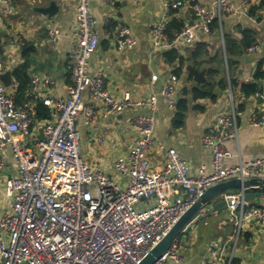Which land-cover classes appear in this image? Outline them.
Instances as JSON below:
<instances>
[{"label":"built area","instance_id":"1","mask_svg":"<svg viewBox=\"0 0 264 264\" xmlns=\"http://www.w3.org/2000/svg\"><path fill=\"white\" fill-rule=\"evenodd\" d=\"M93 1L77 0V39L69 47L74 65L73 82L65 100H42L54 118L44 124V140L38 141L36 152L27 149L20 138L30 134L36 106L18 105L0 83V170L5 165L2 154L5 148L10 149L17 167V176L6 179L4 185L5 196L12 206L0 219V264H139L208 188L264 175V158L250 163L239 160L230 168L221 165L222 159L230 157L224 142L238 137L237 112L230 92L231 115L217 116L201 138V144L212 153L210 173L203 167L193 173L189 162L173 148L166 151L162 164H151L149 155L155 129L152 114H136L131 118L136 139L113 165L120 181L83 160L77 122L91 126L97 114L84 101L86 94L92 101L101 103L105 116L136 109L154 112L157 107L155 98L136 99L130 92L114 97L104 88L100 75L89 76L88 64L100 42L91 10ZM253 1L241 0L238 8L231 0H215L210 7L193 4L196 21L183 25L175 35L169 36L164 24H154L153 49L163 52L192 46L196 31L210 35L214 20L221 24L227 15L247 13ZM182 6V1H175L166 3L164 9L177 10ZM11 9L12 0H0V18ZM56 36L55 30L50 31V42H55ZM115 44L119 50L135 45L128 27L118 28ZM257 49L252 45L249 52ZM3 64L0 61V70ZM158 79L157 75L151 76L152 83ZM41 82L52 84L49 79L37 78L32 84ZM177 85L178 77L172 74L160 90V98L171 107L177 103ZM254 96L260 103V115L252 124L264 127V95L257 92ZM220 197L226 203L229 218L233 219L231 252L227 256L224 247L214 249L211 258L202 264H233L244 226L254 222L264 228V206L248 207L243 194L238 192ZM209 212L211 209H203L196 218ZM188 226L154 264H183L182 234Z\"/></svg>","mask_w":264,"mask_h":264},{"label":"crops","instance_id":"2","mask_svg":"<svg viewBox=\"0 0 264 264\" xmlns=\"http://www.w3.org/2000/svg\"><path fill=\"white\" fill-rule=\"evenodd\" d=\"M175 1H182L183 6L177 10L165 11L164 5ZM214 1L115 0L112 4L95 0L91 2L92 15L97 23L95 30L99 34L100 42L88 64L89 76L100 75L104 88L114 97L119 98L124 92H130L136 99L155 98L157 107L154 112L136 109L105 116L101 103L92 101L86 94L84 101L97 113L91 126L85 125L83 121L77 122L81 155L88 165L99 167L105 174L120 181L113 165L118 157L127 153L136 139V131L130 124L131 118L136 114H152L155 129L154 145L149 155L151 164H162L166 159V151L173 148L189 162L193 173L202 167L210 173L212 153L201 144V138L214 124L217 116L231 115L229 92L237 112L238 137L237 140L229 139L224 142V149L230 157L221 160L222 167H233L239 160L250 163L264 158V127L252 124L260 115V103L254 95L246 97L241 90L243 84L254 82L259 93L264 95V77L254 81L258 69L264 74V0H254L249 9H246L247 13L225 16L216 30L212 29V22L210 35L196 31L192 46L183 45L171 49L182 60L177 58L168 63L164 57L166 51L153 49L154 24H164L166 33L173 36L178 32V26L180 29L183 25L196 21L193 4L210 7ZM240 1L231 0L235 8L239 7ZM52 3L56 7L54 15H43L39 12V9L48 8ZM76 5L77 0H12V9L0 18V61L4 63L0 75L10 72L12 84L6 88L18 105L31 103L36 106L47 98L65 100L68 97L74 66L69 47L77 39ZM121 26L129 28L135 39L133 47L124 50L117 48L116 32ZM245 29H252L256 33L255 43L251 46L256 45L258 49L254 53L249 52V46L242 56L233 57L234 63L229 69L223 35L228 34L240 42L241 31ZM52 30L57 32L55 42L49 40V32ZM24 46L32 48L27 56V75L31 84L21 98V94L17 92L13 71L25 62ZM198 46L204 47L206 55L194 61L192 54ZM190 70L201 74V80H196ZM209 70L217 73L211 75ZM172 74L178 77L177 103L174 107L160 98L161 87ZM152 75L159 78L155 83L151 82ZM36 78L40 81L49 79L52 84L44 85L41 82L34 86L32 81ZM221 80L223 82L217 84ZM209 81L216 83L215 97L193 98L192 91L201 89ZM181 102L186 103L184 107L182 104V109L179 108ZM179 113L182 118L177 120ZM53 118L54 114L51 112L49 120ZM47 121H37L35 118L30 134L20 137L30 151L36 152L39 131H42ZM2 154L5 165L0 170V219L11 211L12 206L11 200L4 193L6 179L17 176V167L10 149H3ZM254 192L261 193L262 196L245 200L247 206H264V191L255 189L250 193ZM227 216V209L211 210L204 216L199 215L188 226L187 231L182 234L183 264H202L211 258V251L219 247L225 248L227 256L230 254L233 224L229 227ZM192 226L194 231L190 233ZM233 264H264V228H259L254 222L244 226L233 255Z\"/></svg>","mask_w":264,"mask_h":264},{"label":"water","instance_id":"3","mask_svg":"<svg viewBox=\"0 0 264 264\" xmlns=\"http://www.w3.org/2000/svg\"><path fill=\"white\" fill-rule=\"evenodd\" d=\"M39 12L43 15L52 16L56 12V7L52 3L48 8L39 9ZM190 71L193 75H195L196 80H201V74H198L195 70ZM0 82L5 87H10L12 84L10 72L1 74ZM215 92L218 93V91ZM38 139L44 140L41 130L39 131ZM255 189H261L264 191V178H249L246 180L234 179L208 188L203 197L196 201L185 213H183L165 237L143 257L139 264H154L167 250L171 241L178 236L204 208L211 207V210L213 211H224L226 209V203L220 197L222 194L228 192H239L243 194L244 200H248L250 198H260L262 196L261 193H250Z\"/></svg>","mask_w":264,"mask_h":264},{"label":"trees","instance_id":"4","mask_svg":"<svg viewBox=\"0 0 264 264\" xmlns=\"http://www.w3.org/2000/svg\"><path fill=\"white\" fill-rule=\"evenodd\" d=\"M250 14H252V11H250ZM214 23L212 24V29H217L219 28V24L216 20L213 21ZM180 26L177 27V30L180 31L181 28L179 29ZM169 32V31H168ZM242 33V38L241 41H236L232 39V37L228 34H224V49L225 53L227 55V66L229 69H231V65L234 63L232 62L233 57H239L242 56L245 53V50L251 46V44L255 43L256 40V33L252 29H245L241 31ZM27 46V45H26ZM26 46L23 47V57L25 58V62L17 67L13 71V78L15 83L17 84V92L18 94H21V98H23L25 92L29 89L31 80L29 79L27 75V69L29 67L28 59L27 56L32 52V48H26ZM206 55V52L204 50L203 46H198L196 50L192 54V59L194 61H197V58H201V56ZM164 57L165 60L168 63L174 62L175 59L182 60L181 57L178 56L175 50H169L164 52ZM177 73V71H175ZM217 71L214 70H209V74H216ZM264 77V74H262L261 69H258L256 74L254 75V81H259ZM223 80L217 82V84H221ZM216 83L209 81L207 85L202 87L201 89H194L192 91L193 98L198 99V98H206V97H211L214 98V85ZM241 90L243 94L247 97L249 95H254L255 93L259 92V88L257 84L249 83V84H243L241 86ZM19 97V96H18ZM182 104L183 107L186 105L185 102H181L179 108L182 109ZM177 120L182 118V115L179 113V115L176 116ZM37 121H44L48 120L51 118V112L47 106H44L42 103H38L36 105V116H35Z\"/></svg>","mask_w":264,"mask_h":264},{"label":"rangeland","instance_id":"5","mask_svg":"<svg viewBox=\"0 0 264 264\" xmlns=\"http://www.w3.org/2000/svg\"><path fill=\"white\" fill-rule=\"evenodd\" d=\"M227 217H228V218H226V222H227V224L229 225V227H231L232 224H233V219H232V218H229V216H227ZM192 231H194V226L190 227L189 232L191 233ZM231 243H232V241H231Z\"/></svg>","mask_w":264,"mask_h":264}]
</instances>
